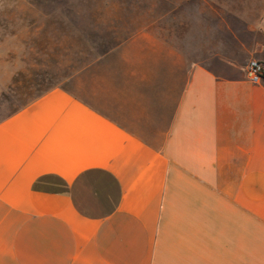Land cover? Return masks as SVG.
I'll use <instances>...</instances> for the list:
<instances>
[{
  "label": "crops",
  "instance_id": "0c3cea01",
  "mask_svg": "<svg viewBox=\"0 0 264 264\" xmlns=\"http://www.w3.org/2000/svg\"><path fill=\"white\" fill-rule=\"evenodd\" d=\"M131 2L107 100L0 122V264H264V0Z\"/></svg>",
  "mask_w": 264,
  "mask_h": 264
},
{
  "label": "rangeland",
  "instance_id": "374dc122",
  "mask_svg": "<svg viewBox=\"0 0 264 264\" xmlns=\"http://www.w3.org/2000/svg\"><path fill=\"white\" fill-rule=\"evenodd\" d=\"M131 1L0 0V121L53 88L83 100H107L108 78L123 62L114 48L129 40L123 27L133 24L124 18ZM170 40L181 50L203 48L200 39ZM211 40L214 47L222 39ZM180 56L188 63L206 54Z\"/></svg>",
  "mask_w": 264,
  "mask_h": 264
},
{
  "label": "built area",
  "instance_id": "2783aa9c",
  "mask_svg": "<svg viewBox=\"0 0 264 264\" xmlns=\"http://www.w3.org/2000/svg\"><path fill=\"white\" fill-rule=\"evenodd\" d=\"M264 76V64L258 60L251 59L246 65L247 80L253 84H260Z\"/></svg>",
  "mask_w": 264,
  "mask_h": 264
},
{
  "label": "trees",
  "instance_id": "16d2710c",
  "mask_svg": "<svg viewBox=\"0 0 264 264\" xmlns=\"http://www.w3.org/2000/svg\"><path fill=\"white\" fill-rule=\"evenodd\" d=\"M29 7L32 8V9H37V5H33V4H29ZM49 90L43 92V93H39L38 95L34 96V98H31L28 102H25L24 104H22L19 109L15 110L14 112H12L9 116H7L6 118L12 116L13 114H15L16 112H18L19 110L23 109L24 107H26L27 105H29L31 102H33L34 100L38 99L39 97H41L43 94H45L46 92H48ZM8 100V99H7ZM5 118V119H6ZM3 119V120H5ZM2 120V121H3ZM1 122V121H0Z\"/></svg>",
  "mask_w": 264,
  "mask_h": 264
}]
</instances>
